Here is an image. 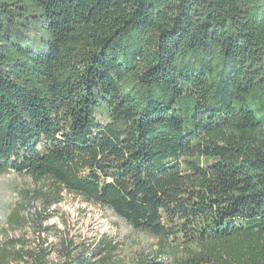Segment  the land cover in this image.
Listing matches in <instances>:
<instances>
[{
	"label": "trees",
	"instance_id": "16d2710c",
	"mask_svg": "<svg viewBox=\"0 0 264 264\" xmlns=\"http://www.w3.org/2000/svg\"><path fill=\"white\" fill-rule=\"evenodd\" d=\"M10 172L44 183L48 208L76 195L188 246L264 233V0H0ZM163 243L134 264H165ZM16 246L3 258L51 264ZM98 252L64 264H121L111 242Z\"/></svg>",
	"mask_w": 264,
	"mask_h": 264
},
{
	"label": "rangeland",
	"instance_id": "374dc122",
	"mask_svg": "<svg viewBox=\"0 0 264 264\" xmlns=\"http://www.w3.org/2000/svg\"><path fill=\"white\" fill-rule=\"evenodd\" d=\"M28 27L33 31L24 29L20 35L23 41L33 40L36 34L34 27ZM43 186L44 183H37L28 176H19L14 172L0 176V264H18L12 257L3 258L6 254L2 249H10L12 243H17L15 251L39 253L49 249L48 261L51 264H64L68 254L77 257L82 252L97 262L104 257V252H93L108 242L117 248L113 259L121 264L154 258L162 240L168 248L162 258L165 264L181 262L190 248L212 264H251L253 253L264 252V233L188 246L179 240L160 239L135 231L111 210L76 195L64 194L61 203L48 208L36 196H32L35 189ZM16 210L26 223L10 226L9 218ZM30 263L27 258L20 264Z\"/></svg>",
	"mask_w": 264,
	"mask_h": 264
}]
</instances>
